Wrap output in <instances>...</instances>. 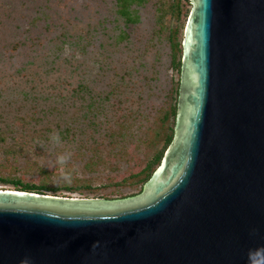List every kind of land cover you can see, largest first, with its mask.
<instances>
[{
    "label": "water",
    "instance_id": "water-1",
    "mask_svg": "<svg viewBox=\"0 0 264 264\" xmlns=\"http://www.w3.org/2000/svg\"><path fill=\"white\" fill-rule=\"evenodd\" d=\"M0 264H264V0H191L173 138L140 194L0 189Z\"/></svg>",
    "mask_w": 264,
    "mask_h": 264
},
{
    "label": "rangeland",
    "instance_id": "rangeland-1",
    "mask_svg": "<svg viewBox=\"0 0 264 264\" xmlns=\"http://www.w3.org/2000/svg\"><path fill=\"white\" fill-rule=\"evenodd\" d=\"M190 12L191 0H0V189L140 194L135 175L165 145L148 133L177 105L169 37L183 44Z\"/></svg>",
    "mask_w": 264,
    "mask_h": 264
},
{
    "label": "trees",
    "instance_id": "trees-1",
    "mask_svg": "<svg viewBox=\"0 0 264 264\" xmlns=\"http://www.w3.org/2000/svg\"><path fill=\"white\" fill-rule=\"evenodd\" d=\"M128 0H122V5L127 6ZM179 5V0H176V7L178 8ZM126 8L123 9L125 11ZM176 31H174L170 37V49H171V56H172V65L173 68L179 71L180 73V66H181V57H182V45L179 41H177L176 37ZM178 93V92H177ZM173 115L174 117V122H175V116H176V105L171 109L169 112ZM169 113L166 112L163 114V117L161 121L159 122V130H150L148 133V140L151 141V143L156 144L160 138L164 139V149L160 150L157 152L150 163H147L145 168L140 171L136 176L137 182L143 184L146 181L149 180L153 172L156 170V168L160 165L161 160L163 158V155L165 154L167 148L169 147L172 138H173V129H171V134L164 136V130L166 129L167 125V120ZM152 145V144H150ZM156 165V166H155ZM1 182H4L6 184H11L14 188L15 191H21V192H26V193H34V194H39V195H45L44 193L46 192H52L51 189L47 188L45 185L42 186H36L32 184H22L21 182H7L5 180H2Z\"/></svg>",
    "mask_w": 264,
    "mask_h": 264
}]
</instances>
